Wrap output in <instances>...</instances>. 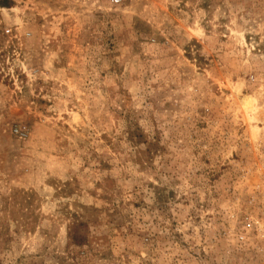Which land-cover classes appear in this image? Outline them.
Returning a JSON list of instances; mask_svg holds the SVG:
<instances>
[{
	"label": "rangeland",
	"instance_id": "1",
	"mask_svg": "<svg viewBox=\"0 0 264 264\" xmlns=\"http://www.w3.org/2000/svg\"><path fill=\"white\" fill-rule=\"evenodd\" d=\"M0 2V264H264V0Z\"/></svg>",
	"mask_w": 264,
	"mask_h": 264
},
{
	"label": "built area",
	"instance_id": "2",
	"mask_svg": "<svg viewBox=\"0 0 264 264\" xmlns=\"http://www.w3.org/2000/svg\"><path fill=\"white\" fill-rule=\"evenodd\" d=\"M121 0H111L112 4H118ZM244 239V235L238 236V240L242 241Z\"/></svg>",
	"mask_w": 264,
	"mask_h": 264
},
{
	"label": "trees",
	"instance_id": "3",
	"mask_svg": "<svg viewBox=\"0 0 264 264\" xmlns=\"http://www.w3.org/2000/svg\"><path fill=\"white\" fill-rule=\"evenodd\" d=\"M0 6H1V7L3 6L1 2H0Z\"/></svg>",
	"mask_w": 264,
	"mask_h": 264
},
{
	"label": "bare ground",
	"instance_id": "4",
	"mask_svg": "<svg viewBox=\"0 0 264 264\" xmlns=\"http://www.w3.org/2000/svg\"><path fill=\"white\" fill-rule=\"evenodd\" d=\"M243 104H246V103H243Z\"/></svg>",
	"mask_w": 264,
	"mask_h": 264
}]
</instances>
